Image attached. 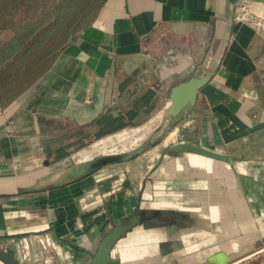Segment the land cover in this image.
I'll use <instances>...</instances> for the list:
<instances>
[{
    "label": "crops",
    "instance_id": "obj_1",
    "mask_svg": "<svg viewBox=\"0 0 264 264\" xmlns=\"http://www.w3.org/2000/svg\"><path fill=\"white\" fill-rule=\"evenodd\" d=\"M194 77L206 83L185 108L207 99L210 120L196 129L231 159L211 160L212 174L228 172L208 192L198 175H171L210 160L172 150L184 144L175 124L185 108L167 114L171 91ZM105 114L126 126L93 134ZM162 138L167 162L145 187L144 177H102ZM238 141L242 158L221 152ZM161 187L180 192L137 202ZM149 210L108 264H264V0H106L52 68L0 108V254L12 264H90L111 223Z\"/></svg>",
    "mask_w": 264,
    "mask_h": 264
},
{
    "label": "trees",
    "instance_id": "obj_2",
    "mask_svg": "<svg viewBox=\"0 0 264 264\" xmlns=\"http://www.w3.org/2000/svg\"><path fill=\"white\" fill-rule=\"evenodd\" d=\"M105 1L0 0V108L12 103L52 68L68 46L69 37L90 27ZM107 114L106 123L91 125L98 128L92 129L93 134L126 126L119 121L107 122ZM88 131L78 130L81 136H88ZM0 260L12 264L1 254Z\"/></svg>",
    "mask_w": 264,
    "mask_h": 264
},
{
    "label": "rangeland",
    "instance_id": "obj_3",
    "mask_svg": "<svg viewBox=\"0 0 264 264\" xmlns=\"http://www.w3.org/2000/svg\"><path fill=\"white\" fill-rule=\"evenodd\" d=\"M243 13V12H242ZM39 81V80H38ZM210 99V98H209ZM209 102L204 96H200L198 100L197 107H195L192 110H188L189 108H185V110L178 116L177 123L175 124V127L178 129V133L175 136V141L177 143H184L188 145H197L202 146L204 148H219L215 135L208 133L206 134L204 131L202 132L199 129H196L197 121H201L202 123L207 122L210 120V112H209ZM209 105V106H208ZM123 113L127 111V109L122 110ZM117 112L121 113L120 111L111 110L108 114L115 115L118 114ZM66 128V127H65ZM63 131V127H60V131ZM210 130H208L209 132ZM165 139H160L156 143L157 145L155 147L150 148L147 150L143 155L139 156V158L125 162L123 164L118 165H112L107 166L103 169V175L102 177H111L117 178L119 176H122L123 174L126 176L128 181L133 185L137 186V182L144 177L143 183L144 187L147 181H149L148 177L152 174L153 170L156 168H159V166H162L167 162V157H163L164 149H165ZM131 141L124 142V147H130ZM214 146H213V145ZM243 142L238 141L234 144L229 145L227 148L221 149V152L227 153L230 152V154L234 155L236 158H242L243 156V149L242 147ZM167 149L169 148V144L166 146ZM209 163L206 164V163ZM213 161L211 160H205L204 164L200 163H194L189 161L188 164H184V170L183 171H172L173 177H183L188 178L189 181L192 176L198 175V177L201 179L200 181H204L205 187L204 191L208 192L210 190L211 185H220L224 186V181L226 180L228 169L224 167H220L219 169L214 166V170L216 174H212L211 167ZM177 164L176 166H178ZM208 165V166H207ZM183 167V166H182ZM170 174V173H169ZM169 174L167 173L166 176L169 177ZM109 179V178H108ZM135 189V194L139 195L140 198L143 196L144 188L142 190H139L137 188ZM156 191V198L152 199L151 201H143L142 199H136L138 203L142 202L143 207H147L149 205L158 206L163 204L164 202H167L169 197H167V194L170 192H180V189L177 190H168L167 188H158ZM174 195V194H173ZM171 200V199H170ZM138 209V207L136 208ZM115 225L111 223L107 227V231H109L111 228H113Z\"/></svg>",
    "mask_w": 264,
    "mask_h": 264
},
{
    "label": "water",
    "instance_id": "obj_4",
    "mask_svg": "<svg viewBox=\"0 0 264 264\" xmlns=\"http://www.w3.org/2000/svg\"><path fill=\"white\" fill-rule=\"evenodd\" d=\"M73 40V36L69 37L68 44ZM206 83V79L202 77L191 78L175 87H173L170 95V106L167 114L174 116L188 105L194 104L197 93L201 87ZM174 151L182 153L194 154L213 161L222 163H230L231 159L223 154L208 150L200 146H193L188 144H178L173 147ZM110 161V160H109ZM95 165L94 164H91ZM154 214V211H143L140 215H135L126 221L115 225L111 228L99 241L96 251L93 254L90 264H108L111 251L120 238H122L134 226L140 224L143 219L148 218Z\"/></svg>",
    "mask_w": 264,
    "mask_h": 264
},
{
    "label": "built area",
    "instance_id": "obj_5",
    "mask_svg": "<svg viewBox=\"0 0 264 264\" xmlns=\"http://www.w3.org/2000/svg\"><path fill=\"white\" fill-rule=\"evenodd\" d=\"M247 13L250 14L251 12H247ZM258 25H259V24H258ZM0 264H3V263L0 262Z\"/></svg>",
    "mask_w": 264,
    "mask_h": 264
}]
</instances>
